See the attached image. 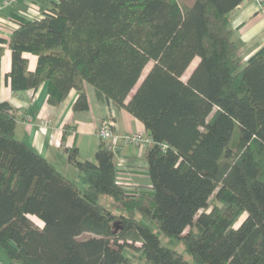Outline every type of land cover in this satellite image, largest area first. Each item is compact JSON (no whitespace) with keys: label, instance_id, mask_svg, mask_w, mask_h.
<instances>
[{"label":"trees","instance_id":"1","mask_svg":"<svg viewBox=\"0 0 264 264\" xmlns=\"http://www.w3.org/2000/svg\"><path fill=\"white\" fill-rule=\"evenodd\" d=\"M242 1L51 0L39 18L14 19L11 90L47 82L55 106L74 89L83 111L92 85L143 123L151 185L135 195L119 183L120 145L103 141L92 160L65 147L78 171L67 177L15 136V109L0 102L7 264H131L126 247L151 264H190L139 215L196 264H264V45L241 63L228 15Z\"/></svg>","mask_w":264,"mask_h":264},{"label":"crops","instance_id":"2","mask_svg":"<svg viewBox=\"0 0 264 264\" xmlns=\"http://www.w3.org/2000/svg\"><path fill=\"white\" fill-rule=\"evenodd\" d=\"M50 1L18 0L11 6H3V0H0V37L6 41L3 44L4 51L0 60V102L6 101L15 109V136L27 142L63 173V170L69 171L72 167L67 161L65 147L75 145L81 158L94 159L99 144L96 129L103 119L112 117L115 130L121 134L136 130L145 133L147 131L140 120L127 110L115 106L105 97L98 95L94 87L88 83L85 84L88 108L83 111L72 109L77 96L74 89L55 106L47 102V82H42L36 89L19 92L11 90L6 74L11 67L8 40L17 27L14 19L39 18L50 7ZM228 16L237 54L243 64L250 55L264 45V15L255 0H243ZM27 57L29 68L33 69L36 57L31 54H27ZM196 59L197 63L198 58ZM118 160L124 162L122 169L117 172L119 183L125 187L133 185L148 188L151 185L146 173L144 149L120 144Z\"/></svg>","mask_w":264,"mask_h":264},{"label":"rangeland","instance_id":"3","mask_svg":"<svg viewBox=\"0 0 264 264\" xmlns=\"http://www.w3.org/2000/svg\"><path fill=\"white\" fill-rule=\"evenodd\" d=\"M196 58L191 62L190 66L188 67V69L185 71V73L183 74L182 78L183 79H186L187 76L190 74V71L192 70V67L195 65L196 63ZM151 63H148V65L145 67L144 71L143 72H146L147 68L150 67ZM98 127V126H97ZM97 131V130H96ZM116 131V130H115ZM136 131H142V130H136ZM117 132V131H116ZM135 132V131H133ZM118 134H121L119 132H117ZM128 133V132H126ZM123 134V133H122ZM99 139V138H98ZM99 141H101L99 139ZM127 145V144H126ZM129 145V144H128ZM134 146V145H132ZM137 147V146H136ZM139 148V147H137ZM141 149V148H139ZM142 149H145V148H142ZM124 162H121V164H123ZM122 169V168H121ZM120 169V170H121ZM73 171V172H72ZM63 173L68 176L69 178H75L77 179L78 177V171L77 169L72 166L71 167V170H63ZM123 185V184H122ZM124 186V185H123ZM125 187V186H124ZM127 190L131 191L132 193H134L135 195H137L139 192L141 191H148V188L146 187H137V186H133L131 185L130 187H125ZM103 198V197H102ZM101 198V199H102ZM102 202L103 204L108 207L110 210H112L113 212L115 213H120V208H117L115 204H112V200L108 197H104L102 199ZM245 214L241 215V217L239 218V221L236 222V225L244 218ZM139 219L143 222H145L146 224H148L151 229H153L158 235H159V238H160V241L163 245L167 246V247H170V248H173L175 249L176 251H178L179 253H181L182 255H184V257L189 261L190 264H196L192 261V259L190 258V256L187 254V252L185 251V247L183 245V243L176 239V238H173V237H169V236H166L164 234H162L156 224L149 220V218H145V217H142V216H138ZM38 223H41L40 221L36 220ZM135 245H139L138 242L135 243ZM125 255L128 257V259L131 261V264H151V263H148L143 254L141 253V251L139 250H136V249H131L129 247H126L125 248V251H124ZM0 262L2 264H7L8 263V258L6 257V254L3 250V248L0 246Z\"/></svg>","mask_w":264,"mask_h":264},{"label":"built area","instance_id":"4","mask_svg":"<svg viewBox=\"0 0 264 264\" xmlns=\"http://www.w3.org/2000/svg\"><path fill=\"white\" fill-rule=\"evenodd\" d=\"M18 0H3V6H11ZM260 6V12L264 15V0H255ZM97 137L111 146H116L120 144H129L134 145L139 148H145L148 143H150V137L144 131H135V132H128L123 134H118L114 128V122L112 117H108L103 119L97 129H96ZM162 148L164 149L165 146L163 145ZM123 161L117 162L119 169L122 168ZM120 171V170H119Z\"/></svg>","mask_w":264,"mask_h":264}]
</instances>
